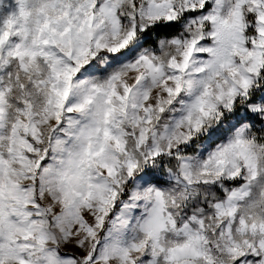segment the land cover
Wrapping results in <instances>:
<instances>
[{"label":"snow or ice","instance_id":"snow-or-ice-1","mask_svg":"<svg viewBox=\"0 0 264 264\" xmlns=\"http://www.w3.org/2000/svg\"><path fill=\"white\" fill-rule=\"evenodd\" d=\"M0 264H264V0H0Z\"/></svg>","mask_w":264,"mask_h":264}]
</instances>
